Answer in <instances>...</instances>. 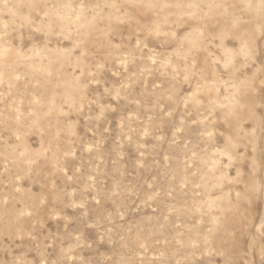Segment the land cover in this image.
I'll list each match as a JSON object with an SVG mask.
<instances>
[{
    "label": "rangeland",
    "instance_id": "obj_1",
    "mask_svg": "<svg viewBox=\"0 0 264 264\" xmlns=\"http://www.w3.org/2000/svg\"><path fill=\"white\" fill-rule=\"evenodd\" d=\"M0 264H264V0H0Z\"/></svg>",
    "mask_w": 264,
    "mask_h": 264
}]
</instances>
